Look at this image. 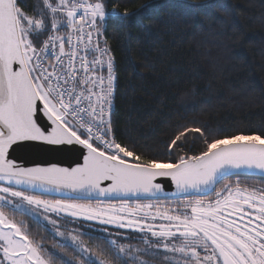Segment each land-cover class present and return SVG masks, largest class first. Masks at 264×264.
<instances>
[{
	"label": "snow or ice",
	"instance_id": "snow-or-ice-1",
	"mask_svg": "<svg viewBox=\"0 0 264 264\" xmlns=\"http://www.w3.org/2000/svg\"><path fill=\"white\" fill-rule=\"evenodd\" d=\"M26 8V0H0V264H70L31 239L16 213L45 227L57 226L54 215L144 234V247L106 236L98 253L71 236L86 264H264V188L222 183L233 171L264 176V125L225 137L180 126L168 146L174 159L145 157L113 130L115 57L100 40L109 17L127 25L138 13H110L105 0H37ZM189 135L203 142L199 154L183 152ZM23 141L78 145L82 162L20 166L10 150ZM158 178L179 194L214 198L159 203ZM51 193L60 198H43Z\"/></svg>",
	"mask_w": 264,
	"mask_h": 264
},
{
	"label": "trees",
	"instance_id": "trees-1",
	"mask_svg": "<svg viewBox=\"0 0 264 264\" xmlns=\"http://www.w3.org/2000/svg\"><path fill=\"white\" fill-rule=\"evenodd\" d=\"M36 2L26 0V10ZM105 2L110 13L113 9L138 13L127 25L109 17L101 36L102 45L107 39L115 57L112 121L119 142L145 157L167 160L174 159L168 146L180 126H201L211 135L225 137L264 125V0ZM203 147L201 140L189 135L183 152L199 154ZM234 178L241 185H264L260 177ZM14 217L24 221L30 238L49 251L70 264H86L77 248L58 247L61 244L42 222L35 224L19 213ZM81 224L86 229L81 240L92 253H98L106 236L117 234L126 244L144 247L136 231Z\"/></svg>",
	"mask_w": 264,
	"mask_h": 264
},
{
	"label": "water",
	"instance_id": "water-1",
	"mask_svg": "<svg viewBox=\"0 0 264 264\" xmlns=\"http://www.w3.org/2000/svg\"><path fill=\"white\" fill-rule=\"evenodd\" d=\"M81 151L82 149L78 145H48L38 141H23L10 150V158L23 167H48L53 164L59 167H75L78 163L82 162ZM238 175L264 178L260 172L255 170L233 171L228 177ZM157 182L161 183L164 189L161 193L157 194L159 200H175L189 197L203 198L212 194V192L194 193L191 196H187L177 193L175 185L168 178H158ZM40 191L37 189L36 194H39ZM45 196L60 198V195L57 193L46 194ZM91 201L97 200L93 198ZM94 223L99 224L97 221H94Z\"/></svg>",
	"mask_w": 264,
	"mask_h": 264
},
{
	"label": "rangeland",
	"instance_id": "rangeland-1",
	"mask_svg": "<svg viewBox=\"0 0 264 264\" xmlns=\"http://www.w3.org/2000/svg\"><path fill=\"white\" fill-rule=\"evenodd\" d=\"M45 199H48V198H45ZM57 199H59V198H57ZM204 200L207 201L206 199H204ZM83 202L87 203V202H91V201H83ZM118 202H114V203H118ZM91 203L95 204V203H97V201H93ZM163 203H175V202H162V204ZM14 219H15V217H14ZM52 219H57L58 220L57 226L53 227V225L48 223L47 227L52 231L53 236L57 240V244H70L71 246L75 247L74 245H72L71 236L77 235V236H79V239L81 240L82 234L86 230L85 228H83V225L81 223L75 222V221L73 223H68V222L66 223L65 221H63V220L61 221L59 218H55L54 216H52ZM41 222L43 224L46 223L44 221H41ZM57 229H58L59 232L64 233V235L63 236L57 235L56 234L57 233ZM142 237H141V239H142ZM83 245H84V243H83Z\"/></svg>",
	"mask_w": 264,
	"mask_h": 264
},
{
	"label": "flooded vegetation",
	"instance_id": "flooded-vegetation-1",
	"mask_svg": "<svg viewBox=\"0 0 264 264\" xmlns=\"http://www.w3.org/2000/svg\"><path fill=\"white\" fill-rule=\"evenodd\" d=\"M235 176H231L227 179H225V181H223L222 183L223 184H227V183H234L237 181L236 178H234ZM222 185H217V190H219V188L221 187ZM241 186H250V187H256V188H264V185H258V184H255V185H241ZM43 198H48V199H57V197H52V196H44ZM214 198V193L210 194L209 196H206L202 199H206V200H209V199H212ZM177 200H184V199H176V200H169L168 202H176ZM54 216V215H53ZM55 218H59L61 221H65L66 223H73L74 221L75 222H81V223H85L86 225L92 227V226H95V223L94 221H88V220H84L82 218H71V217H68V218H62V217H56L54 216ZM106 226V225H104ZM124 230H128V231H135V230H132V229H127V228H124ZM137 233H139L140 235H144L143 233H140L138 231H136Z\"/></svg>",
	"mask_w": 264,
	"mask_h": 264
},
{
	"label": "built area",
	"instance_id": "built-area-1",
	"mask_svg": "<svg viewBox=\"0 0 264 264\" xmlns=\"http://www.w3.org/2000/svg\"><path fill=\"white\" fill-rule=\"evenodd\" d=\"M100 40H101V38H100ZM101 46H103L102 41H101ZM89 58H91V57H89ZM114 74H115V66H114ZM115 89H116V82H115ZM114 96H115V91H114ZM113 111H114V102H113V106H112V115H113Z\"/></svg>",
	"mask_w": 264,
	"mask_h": 264
},
{
	"label": "bare ground",
	"instance_id": "bare-ground-1",
	"mask_svg": "<svg viewBox=\"0 0 264 264\" xmlns=\"http://www.w3.org/2000/svg\"><path fill=\"white\" fill-rule=\"evenodd\" d=\"M253 177V176H252Z\"/></svg>",
	"mask_w": 264,
	"mask_h": 264
}]
</instances>
